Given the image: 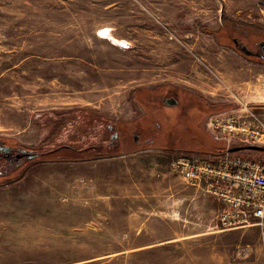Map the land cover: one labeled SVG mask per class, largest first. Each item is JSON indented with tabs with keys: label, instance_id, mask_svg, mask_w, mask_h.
I'll return each instance as SVG.
<instances>
[{
	"label": "rangeland",
	"instance_id": "rangeland-1",
	"mask_svg": "<svg viewBox=\"0 0 264 264\" xmlns=\"http://www.w3.org/2000/svg\"><path fill=\"white\" fill-rule=\"evenodd\" d=\"M106 29L122 43L103 38ZM233 37L251 48L264 40V0H0V184L16 179L0 186V264H264V225L222 224L203 182L195 190L174 164L178 211L147 215L144 201L109 197L120 214L106 215L83 188L119 168L21 157L79 142L104 155L160 150L172 163L229 157L202 154L180 124L161 121L153 101L163 88L181 95L193 133L226 149L264 146V136L228 144L207 128L231 116L259 133L264 125V64L237 53ZM231 156L264 160L248 150ZM38 225L48 229L34 232L35 247L7 241Z\"/></svg>",
	"mask_w": 264,
	"mask_h": 264
},
{
	"label": "built area",
	"instance_id": "built-area-1",
	"mask_svg": "<svg viewBox=\"0 0 264 264\" xmlns=\"http://www.w3.org/2000/svg\"><path fill=\"white\" fill-rule=\"evenodd\" d=\"M207 121L212 135L228 144L231 141L245 144V137L262 139L264 136V125L259 133L257 127L248 125L245 119L231 116L224 126L214 120L215 127L221 128L214 131L209 129L212 126L210 119ZM172 164L174 170L188 180L203 182L204 192L222 204L219 210L222 224L264 225V160L230 155L214 163L196 156H182Z\"/></svg>",
	"mask_w": 264,
	"mask_h": 264
},
{
	"label": "crops",
	"instance_id": "crops-1",
	"mask_svg": "<svg viewBox=\"0 0 264 264\" xmlns=\"http://www.w3.org/2000/svg\"><path fill=\"white\" fill-rule=\"evenodd\" d=\"M171 159L172 155L164 151L142 147L128 154L84 161L82 164H91L92 166L90 167L97 165L98 167V164L102 162V160H107L104 163L107 169L119 168V171H113L110 174L107 172L97 180L98 182L96 184L84 187L83 191L90 193L94 205L100 203L102 206L107 207V209L109 208L106 211V215L120 214L115 211V207H110L109 197L112 201H128L129 204L131 201H144L146 205L144 209L148 211L145 213L147 215L174 214V209H178V198L176 197L179 193V177L174 176L172 170L169 169V165L172 164ZM79 166L82 167L84 165L80 164ZM185 182L196 187L195 190H198L199 185H196L195 182L189 180H185ZM77 189L82 191V187H77ZM137 193L140 195L137 196ZM94 197H97L100 201H94ZM105 199L107 200L105 201ZM214 200L212 201L220 208L222 204L216 199ZM168 201L170 202L168 203ZM154 202L156 203L155 205L153 204ZM3 220V212L2 208H0V225L3 224ZM46 229L40 225H38L37 228L27 226L26 229L23 228L21 230V235L13 231L9 233L7 241L10 240L21 247H35L36 244L34 240L38 241V239L35 238L34 232H44L47 231ZM1 231L2 230H0V247L3 246V234ZM43 237L42 235L39 238ZM45 245L46 244H43L42 246ZM37 246H40V244Z\"/></svg>",
	"mask_w": 264,
	"mask_h": 264
},
{
	"label": "trees",
	"instance_id": "trees-1",
	"mask_svg": "<svg viewBox=\"0 0 264 264\" xmlns=\"http://www.w3.org/2000/svg\"><path fill=\"white\" fill-rule=\"evenodd\" d=\"M259 62L264 64V62L262 61H259ZM85 117L80 120H84V123L87 126V123H86L87 117L86 118ZM79 121H77L78 122L77 125L79 129H82L83 121H80V122ZM186 133L188 134L187 136L189 137L188 140L192 138V141L194 144L199 145V146L201 145L204 148V150L206 149L205 151L203 150L204 153L202 154L208 155V156L212 155L214 157H217L218 159L226 155L225 146L223 145L219 146L214 141L212 140L210 141L206 133L198 134V133H193V131H190V130H186ZM95 149H98V148L96 147L94 148V145H90V143L84 144L83 142H79L75 144H64L63 146L60 145L57 148L55 147L53 149L47 150L42 153L38 152V157L40 156L41 159L35 160L33 164H39V163H44V162H67V161L75 162V161H88V160L91 161V160L101 159L104 157L115 156V154L104 155V154H100L99 152L94 153L95 151H97ZM57 153H60V154L58 156H55L54 154H57ZM227 155H232V154H227ZM29 169L30 167L28 166L27 170ZM13 181H16V179L5 181L6 183L0 184V186L4 184H8Z\"/></svg>",
	"mask_w": 264,
	"mask_h": 264
},
{
	"label": "flooded vegetation",
	"instance_id": "flooded-vegetation-1",
	"mask_svg": "<svg viewBox=\"0 0 264 264\" xmlns=\"http://www.w3.org/2000/svg\"><path fill=\"white\" fill-rule=\"evenodd\" d=\"M233 38H231V41H232ZM236 40L238 42V46L245 45L248 48V50H250L252 52L251 55L244 56L242 53H240L235 48V51H237V53H239L241 56H243L245 58L262 61L255 54L260 55L262 53L261 50L259 49V43L260 42H264V40H260L257 43H255L253 48L249 47L250 45H248L246 43H243L242 41H240L237 38H236ZM262 62H264V61H262ZM157 94H158L157 97H154V98H156V100H154L153 103L158 107L157 111L161 115V119H162L161 121H163V122L164 121H168L169 124H170V128H172L171 125H173V127H174L175 124L177 123V125L180 124V129L183 128V130H185V131L186 130H193L192 128H193L194 124H192V121L189 119V108L186 107V105L182 102V100L179 99V97H181V95L179 94V97H178L176 94H173L170 91H168L167 88H163V90L160 89V91L157 92ZM186 96H187V98L189 97L188 94H186ZM186 96H184V97H186ZM185 110H188V111L186 112ZM169 111L173 112V114L171 116L168 115ZM180 119L184 120L183 123L180 122ZM158 129H159V131H162V130L167 131L165 128H163V126H160V125L157 126V130ZM172 130L173 129H171L170 131H172ZM133 141H138V140L135 139V137H133ZM148 143H149V141L147 140L145 142V144L147 145ZM172 149H178V147L177 146H175V147L172 146ZM3 150L7 151V149L0 148V165L2 164L1 162H5V160H6V154L3 153ZM31 155L34 158H37L38 157V152L33 151L32 154L24 152V153L21 154V157H26V159H27ZM21 157H20V155H15V156L10 155V156L7 157V159L10 160L11 162H13V161L18 162V160ZM26 167L23 168V170H25ZM17 168H19V166H17ZM3 176H5V175H0V177H3Z\"/></svg>",
	"mask_w": 264,
	"mask_h": 264
},
{
	"label": "water",
	"instance_id": "water-1",
	"mask_svg": "<svg viewBox=\"0 0 264 264\" xmlns=\"http://www.w3.org/2000/svg\"><path fill=\"white\" fill-rule=\"evenodd\" d=\"M233 45L234 47L240 52L242 53L244 56H249L252 54V52L250 50H248V48L245 45L242 46H238V42L236 40V38L232 39ZM259 49L261 50V54H255L256 56H258L262 61H264V42H260L259 43ZM135 139H137V137H135ZM244 150H248V151H255V152H264V146H257V145H241V146H233L230 148L226 149V153L227 154H233L239 151H244ZM30 157H33L32 155Z\"/></svg>",
	"mask_w": 264,
	"mask_h": 264
},
{
	"label": "bare ground",
	"instance_id": "bare-ground-1",
	"mask_svg": "<svg viewBox=\"0 0 264 264\" xmlns=\"http://www.w3.org/2000/svg\"><path fill=\"white\" fill-rule=\"evenodd\" d=\"M107 29L106 30H104V31H101L100 32V35L103 37V38H105V39H108V40H111V41H113L114 43H122V42H119L118 40H116L115 38H113L111 35H110V33H107ZM112 42V43H113ZM113 43V44H114ZM124 43V42H123ZM116 45V44H115Z\"/></svg>",
	"mask_w": 264,
	"mask_h": 264
}]
</instances>
